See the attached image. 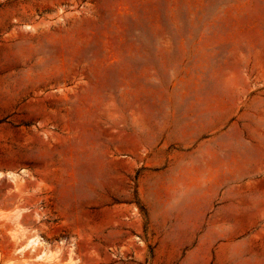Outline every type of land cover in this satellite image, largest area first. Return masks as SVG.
Wrapping results in <instances>:
<instances>
[{
	"label": "rangeland",
	"instance_id": "1",
	"mask_svg": "<svg viewBox=\"0 0 264 264\" xmlns=\"http://www.w3.org/2000/svg\"><path fill=\"white\" fill-rule=\"evenodd\" d=\"M39 166L0 264H264V0H0V214Z\"/></svg>",
	"mask_w": 264,
	"mask_h": 264
},
{
	"label": "crops",
	"instance_id": "2",
	"mask_svg": "<svg viewBox=\"0 0 264 264\" xmlns=\"http://www.w3.org/2000/svg\"><path fill=\"white\" fill-rule=\"evenodd\" d=\"M53 164V167H55L57 163L54 161ZM49 172L51 173V169ZM45 174L46 171L43 172L40 166L38 169H29L24 172L22 175V189L25 192L17 200L20 211L10 216L0 214V221L6 220L9 223L7 224V229H11L12 233L17 237V240H19L20 237L30 239L29 237L33 238L34 235L40 238L54 235L53 231L55 224H53L51 220L55 218V215L46 203L45 191L47 187ZM14 205L15 200L12 198L10 199L9 205L1 203L0 210L4 207H13ZM68 235L62 247H59V245L56 247L52 246V249L48 250L49 252L44 251V255H46L44 256L45 259L52 262L57 259V257H64L67 254L69 237L71 235L70 232H68ZM35 246L37 247L36 251L41 253L42 249L37 245ZM58 251L61 252L57 256Z\"/></svg>",
	"mask_w": 264,
	"mask_h": 264
},
{
	"label": "bare ground",
	"instance_id": "3",
	"mask_svg": "<svg viewBox=\"0 0 264 264\" xmlns=\"http://www.w3.org/2000/svg\"><path fill=\"white\" fill-rule=\"evenodd\" d=\"M40 238H37V236L36 237H33V238H31L28 242H27V244H26V247H30V246H35V245H37L38 246V244H40L41 246H43L44 247V244L42 243V242H40V240H39ZM42 241V240H41ZM33 246V247H34ZM49 252V251H48ZM43 254V253H42ZM49 255H51V254H49ZM44 256H46V255H44ZM43 255H40V256H38L37 257V259H41L42 257H44ZM48 257V256H47Z\"/></svg>",
	"mask_w": 264,
	"mask_h": 264
}]
</instances>
